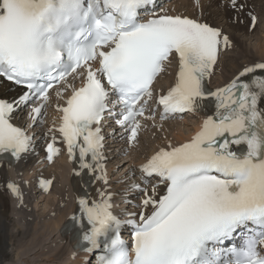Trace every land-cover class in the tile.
Returning a JSON list of instances; mask_svg holds the SVG:
<instances>
[{"label":"snow or ice","instance_id":"1","mask_svg":"<svg viewBox=\"0 0 264 264\" xmlns=\"http://www.w3.org/2000/svg\"><path fill=\"white\" fill-rule=\"evenodd\" d=\"M214 2L194 0L197 17L158 0H0V170L26 162L37 139L49 163L66 149L74 176L101 183L99 199L82 185L69 218L77 252L102 249L97 264H264V60L208 87L235 47L202 19ZM250 2L224 7L255 32L264 15ZM174 60V83L158 93ZM157 114L203 119L190 139L139 165L113 163L105 130H119L117 156L127 158L145 132L163 130ZM6 188L20 195L15 182ZM118 198L128 205L120 214Z\"/></svg>","mask_w":264,"mask_h":264},{"label":"bare ground","instance_id":"2","mask_svg":"<svg viewBox=\"0 0 264 264\" xmlns=\"http://www.w3.org/2000/svg\"><path fill=\"white\" fill-rule=\"evenodd\" d=\"M217 2L220 4V7L216 6ZM175 3L176 4H181V3L187 4L186 6H190L192 11H198V10L194 9V7H193L194 0H175L173 3L174 6H175ZM202 3L207 5L209 3V0H202ZM226 3H227V0H216V2H214L212 4L211 8H208L206 6L204 8V14L205 13H208V14L206 16L207 18H205V19H209L210 21H212L211 20L212 18L219 19L218 21H213V23L210 21H207V22L214 24V26H218V27L224 26L223 29H224L225 33L227 32L228 28H233V27L239 26L238 30L242 29L243 31L247 32L246 35L251 34L250 36H252V34H254L256 31H258L259 29L262 28V25H259L255 32H250L247 29V26H241L240 24L233 23L232 21H233V18L235 15L232 14L231 11L226 10V8L224 7V5ZM254 3L256 4V6L254 5ZM219 9H221L222 11L225 10V12L224 13L219 12ZM249 10H251L253 12V14H255V15H258V16H260V14L264 15V0H251V2L249 4ZM187 14H189V15L191 14L190 16L193 15V13L191 11L188 12ZM220 16H222V18L224 17L227 19L226 24L221 23L222 19L220 18ZM241 19H246V15L242 16ZM235 29L236 28H234V30ZM238 35H237V33L230 35V37L235 41V45L237 46L238 50L235 53H233L234 55L232 57H234V59H232V58L229 59V57H227L230 60V63L226 62V63H228V69H225V71H226V73H228V75L223 77L221 79V81L217 82L216 84L214 83L216 87H221V86L225 85L226 83H228L233 78V76L242 68L243 65L250 64L252 62H256V61H260V60H264V44L263 45L261 44L260 46L258 45L259 48L256 52L254 51V53H253V50H251L252 52L250 54H248L249 51L247 50V48L244 47L246 44H244V42L242 41L243 39H241V40L239 39L240 37H238ZM261 42L263 43V41H261ZM249 55H250V57L248 59L245 58V56H249ZM253 55H255V58ZM239 59L244 60V62H241V60L239 61ZM218 67L216 69V73H217V71H219ZM177 68H178V64L176 65V70L171 72L172 75L169 74L170 77L168 78L166 83H162V80L161 81L159 80L158 85H157L158 88H161V89H163L164 87L167 88L174 83V76H175V72L177 71ZM6 94L10 98L12 95L15 94V90L14 89H8V90H6ZM53 115H54L53 111L49 110V120H51ZM198 117H197V119L199 120L198 124L194 128L197 130H198V127L201 123V120L203 119V115L202 114L198 115ZM157 123H161V122H157ZM162 124H163V130L159 129L157 132L156 130L151 129L150 131H147V132L150 134V132L154 131V133L156 135L158 134L159 136H164V135H167L169 133H174L172 131V128H174L176 125H177V127L174 130L177 133L180 131L181 128L186 129L188 126L187 124L182 123L181 121L177 122L174 120L167 121V122H164ZM186 131H188V129H186ZM190 137H191V132L189 133V131H188V135H186V136L185 135H179L177 137L176 141L173 143L178 144L180 142H183L185 140L190 139ZM39 141H40V139H37L36 140L37 143H35V145H34V147L36 146V149H39V146H38ZM113 142H116V144H110V145L108 144L107 147L122 148V146L124 145V144H121L123 141L120 139L114 140ZM157 143L158 144H156V145L151 144V141L149 142L148 138L147 139L144 138V141H142L143 146L144 147H146V146L150 147L151 149H150V151H148L146 153L145 156H139V158H137L135 162L136 163H142L146 159V157H148L154 150H156L160 146H164L159 142H157ZM166 144L167 143H165V145ZM131 155H133V153ZM39 158H40V156H38V160H39ZM62 158H63V162L65 161V163H67L68 166H67V168L61 166V168H60L61 170H59L60 172L59 171H57V172L61 173L62 176H66L67 182L64 186L59 187V189L56 190V193L58 194L57 204H59V206L60 205L61 206L66 205L65 206L66 209H64L63 211L58 210V213L55 215L56 217L54 216L55 218L51 217L53 219L49 218L48 220H46L44 222H38L33 217V214L31 213V209H30V205H29V203L31 202V197L29 194L30 189L28 187H25L22 184L18 185L19 182L23 181L22 179L21 180L19 179L20 176L22 175V173L27 172L30 169L31 162L33 160L32 155L27 159L26 162L21 163L20 165L14 167V168L13 167H6V168L0 170V263L4 262V261H8L9 259H12L14 257L13 251H16V249L19 246L23 245L21 241L23 239H25L26 237H31V240L29 242L30 246H36L42 237L44 239L50 235L53 239H55L57 237L61 241H64V245L66 246L65 248L60 247L57 244H56L57 246H52V248L49 249V251L53 250L51 252L52 256H44L43 258L39 259L40 262L41 261H48L50 258L51 262L50 261H48V262L53 264L57 260H59V261L62 260L64 255H66L67 248L70 249L69 251L73 250L72 249V246H73L72 241L75 239L72 236L73 231L66 233V235H63L62 230L65 229L69 225L68 221H69L70 215L73 214L77 208V205H78L77 204V198L81 194L80 193L81 187H80V181L76 178V176H74L72 174L73 168H72L71 161H69V159L67 157V154L64 153ZM58 162H60V161H58ZM39 164L41 165L40 162H39ZM130 164H132V162ZM36 177L37 178L42 177V175L38 174ZM51 177H52V172H50L46 175L47 180H50ZM56 181L60 182V183H64V181H62L61 179H58V178ZM8 182H15L20 189V196L24 197V200H23L22 205L20 207H16L15 204L13 205L14 199H13L12 192H11V190L6 188V184ZM66 189L69 190V193H70L69 197H68V194L65 193ZM37 191H39V190H37ZM68 199H70L69 204H68ZM47 206H48V204H47ZM49 206H50V203H49ZM54 208H55V210L58 209L56 207H54ZM15 219H17V220L15 221ZM24 224H25V227H24ZM20 228H23V229H20ZM32 234H33V236H31ZM52 238H50V239H52ZM43 241H41V243ZM18 243H20L19 246H17ZM41 243H39V244H41ZM44 244H45V241L39 247L42 255H46V254L50 253L49 251H44ZM61 249H62V251H61ZM34 251L36 252V249ZM39 255H40L39 252L37 254H35V260H33V262H31L30 264H32V263L36 264L38 261L37 256H39ZM18 256H19V254L16 253L15 257L17 258ZM81 256H82L81 259L78 258V259L74 260L73 263L74 264H82V262H84L85 254L83 253V254H81ZM58 257H59V259H58Z\"/></svg>","mask_w":264,"mask_h":264},{"label":"rangeland","instance_id":"3","mask_svg":"<svg viewBox=\"0 0 264 264\" xmlns=\"http://www.w3.org/2000/svg\"><path fill=\"white\" fill-rule=\"evenodd\" d=\"M254 5L256 6V4L254 3ZM170 9H173L175 10L176 12H178V8L177 7H171ZM213 9V8H212ZM192 12L194 16H199L200 13L199 11H192L190 6L188 8L185 7L184 10H182L181 12H185V13H188V12ZM219 12H222L224 13L225 10H221L219 9ZM232 12V11H231ZM208 13H205L204 16L202 17L203 19L207 18ZM233 14V13H232ZM261 16V14H260ZM220 18L222 19L221 20V23L222 24H226L227 23V19L226 18H222V16H220ZM206 21H210L209 19H205ZM213 23V21H218L219 19H214L212 18L211 19ZM214 25V24H213ZM241 26H246V23L245 24H240ZM262 25V28L259 29L258 31H256L254 34H252V36H249L246 35L247 32L243 31L242 29L238 30V27H233V28H228L226 34L228 35H231V34H234V33H237L238 37H240L239 39H243L242 41L244 42V44H246L244 47L247 48V50L249 51L248 54H250L253 50V53L254 51L256 52L259 48V46L262 44H264V24H261ZM222 28L224 26H221ZM234 28H236L234 30ZM224 30V29H223ZM263 41V43L261 42ZM259 42V43H258ZM248 45V46H247ZM259 45V46H258ZM249 48V49H248ZM238 50L237 46L235 45L234 48L230 49L229 51H227L225 54H223L221 56V61L219 63V71H217L218 74H216L213 78H212V82L213 83H217L219 81H221V79L223 77H225L226 75H228V73H226L225 69H228V63H230V60L229 59H234V57H232L236 51ZM229 55V56H228ZM254 58H255V55H253ZM229 57V59L227 58ZM249 56H245V58H249ZM257 58V57H256ZM241 60V62H244V60L242 59H239V61ZM228 62V63H226ZM224 64V65H223ZM226 65V66H225ZM174 68L173 65H171L168 69V72L172 71ZM170 77L169 74L167 75H164L163 76V79H162V83H166L168 78ZM196 122V120L193 118V119H186V120H183L182 123H185L187 124L188 128L186 129H189L193 126V123ZM177 127V125L172 128V131L174 133H169L167 135H164V136H159L158 134L156 135L154 132H150L149 133H144L142 135V141H144V138H148V141L150 142L151 141V144H158L157 142L161 143L162 145H164L165 143H168L169 141L171 142H174L176 141L177 137L179 135H187V132H186V129H180V131L177 133L175 132V128ZM155 130H158V129H155ZM171 130V129H170ZM147 142V141H146ZM147 145V144H146ZM150 147H144L143 144L141 143V145L139 146V148L137 150H135L133 152V155L128 157L126 159V162L127 164H130L132 162V164H136V159L139 158V156H145L146 153L148 151H150ZM119 158V157H118ZM111 160L113 161V163L117 162L118 159H114V158H111ZM60 161V162H58ZM131 161V162H130ZM34 163V160L33 162ZM37 165L36 164H33V166L30 168V170H28L27 172H24L22 174V180H24L26 182V186L30 189V197H31V202L29 203L30 205V209H31V213L33 214V217L38 221V222H44L46 220H48L49 218L51 217H54L57 213H58V210L60 211H63L64 209H66V205H63V206H59V204H57V201H58V194L56 193V190L59 189V187H62L66 184V179H65V176H62L61 173H59L61 170V166L63 167H67V164L65 162L62 161V158H59L55 163L54 165H51L50 167H46V168H41V167H36ZM60 166V167H59ZM59 169H58V168ZM54 171V172H53ZM59 171V172H57ZM52 172V179H55L57 180L58 179H61L62 181H64V183H60V182H55L54 184V187L53 189L51 190L50 194L46 195L45 197L44 196H41L40 194H37L35 192H33V187H34V181H33V184L31 183V181L29 180L30 178L33 179L34 176H36V174L38 173H43V174H48ZM58 174V175H57ZM65 193L68 194V197L70 196V193H69V190L66 189L65 190ZM53 197V198H52ZM55 199V200H54ZM14 203L18 204V201L15 200ZM49 203H50V206H49ZM70 203V199H68V204ZM48 204V206H47ZM19 206V205H18ZM50 207V208H49ZM58 208L57 210H55V208ZM56 217V216H55ZM54 217V218H55ZM53 219V218H51ZM17 219H15L16 221ZM36 221V222H37ZM17 223V222H16ZM41 226V225H40ZM39 226V227H40ZM24 227H25V224H24ZM23 227V228H24ZM18 228V227H17ZM23 228H20V229H23ZM37 228V227H36ZM33 236V234L31 235ZM52 238L51 235L50 236H47L46 238L43 239V237L40 239V241L38 242V246H30L29 242L31 240V237H26L25 239H23L21 242L23 245L19 246L20 243L17 244V246H19L16 251H13V258L12 259H9L8 261H4V262H1L0 264H30L31 262H33V260H35V254H37L38 252L40 253L39 256H37L38 258V261L36 264H52V263H49L48 261L51 262V259L49 258L48 261H39L40 258H43L44 256H52V251H49V249L52 248V246H60V247H63L65 248L66 246L64 245V241H61L59 238H55V239H50ZM45 241V244H44V251H49L50 253L49 254H46V255H42L41 252H40V246L42 245V243ZM41 241H43L41 243ZM54 241V242H53ZM41 243V244H39ZM57 244V245H56ZM38 248V249H37ZM36 249V252L34 251ZM11 250V249H10ZM62 251V249H61ZM66 255H64V257L62 258L61 261L57 260L56 262H54L53 264H74L73 261L76 260L77 258H73V254L71 253V251H69V248H67L66 250ZM16 253L19 254V256L16 258L15 255ZM59 259V257H58ZM55 261V260H54ZM32 264H35V263H32Z\"/></svg>","mask_w":264,"mask_h":264}]
</instances>
